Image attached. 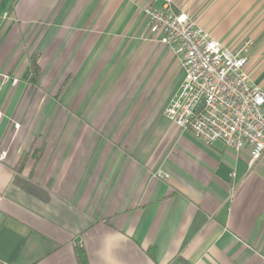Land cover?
<instances>
[{"label":"crops","instance_id":"obj_1","mask_svg":"<svg viewBox=\"0 0 264 264\" xmlns=\"http://www.w3.org/2000/svg\"><path fill=\"white\" fill-rule=\"evenodd\" d=\"M173 2L225 47L252 38L264 90V0ZM164 3L0 0L1 263L78 264L81 245L89 264H264V155L165 116L184 71L149 30Z\"/></svg>","mask_w":264,"mask_h":264},{"label":"built area","instance_id":"obj_2","mask_svg":"<svg viewBox=\"0 0 264 264\" xmlns=\"http://www.w3.org/2000/svg\"><path fill=\"white\" fill-rule=\"evenodd\" d=\"M145 14L152 36L182 56L184 81L165 109L167 119L208 144L222 141L236 153L248 146L252 167L264 155V90L248 72L253 39L225 47L197 20L174 11L171 0ZM155 177L168 175L159 170Z\"/></svg>","mask_w":264,"mask_h":264},{"label":"trees","instance_id":"obj_3","mask_svg":"<svg viewBox=\"0 0 264 264\" xmlns=\"http://www.w3.org/2000/svg\"><path fill=\"white\" fill-rule=\"evenodd\" d=\"M39 62V56L35 55L34 57L31 58L30 60V78L29 81L32 83H36L39 76H40V67L38 65ZM38 152H34V154H37ZM32 155L31 151L27 153H23L17 163V169L22 170V168L25 165V162L28 160V158ZM76 256H77V261L78 264H89L86 252L84 248L81 245H78L76 248ZM0 264H3L0 262ZM170 264H189L185 259L179 257L172 261Z\"/></svg>","mask_w":264,"mask_h":264},{"label":"water","instance_id":"obj_4","mask_svg":"<svg viewBox=\"0 0 264 264\" xmlns=\"http://www.w3.org/2000/svg\"><path fill=\"white\" fill-rule=\"evenodd\" d=\"M29 74H30V71L28 69L27 72H26V74H25V76H24V79H27V76ZM232 173H233L232 170L229 167H227L226 165H224V164H221L219 166L218 171H217V175L221 179H223L224 181H226V182H230L231 181Z\"/></svg>","mask_w":264,"mask_h":264},{"label":"rangeland","instance_id":"obj_5","mask_svg":"<svg viewBox=\"0 0 264 264\" xmlns=\"http://www.w3.org/2000/svg\"><path fill=\"white\" fill-rule=\"evenodd\" d=\"M171 3H172V7H174V2H173V0H171ZM146 9H147V8H146ZM148 22H149V20H148ZM149 30H150V27H149ZM150 33H151V32H150ZM153 38H154V40H156L154 36H153ZM246 38H250V37H245V39H246ZM243 40H244V39H243ZM243 40H242V41H243ZM165 109H166V108H165ZM3 152H6V151H3ZM3 152H2V153H3ZM6 156H7V153H6ZM159 170H162V169H159ZM159 170H157V171H159ZM157 171H156V172H157ZM156 172H155V173H156ZM164 172H165V171H164ZM154 175H155V174H154ZM156 178H157V177H156Z\"/></svg>","mask_w":264,"mask_h":264}]
</instances>
